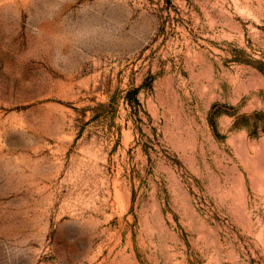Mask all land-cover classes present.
I'll use <instances>...</instances> for the list:
<instances>
[{
    "label": "rangeland",
    "instance_id": "1",
    "mask_svg": "<svg viewBox=\"0 0 264 264\" xmlns=\"http://www.w3.org/2000/svg\"><path fill=\"white\" fill-rule=\"evenodd\" d=\"M263 58L264 0H0V264H264Z\"/></svg>",
    "mask_w": 264,
    "mask_h": 264
},
{
    "label": "trees",
    "instance_id": "2",
    "mask_svg": "<svg viewBox=\"0 0 264 264\" xmlns=\"http://www.w3.org/2000/svg\"><path fill=\"white\" fill-rule=\"evenodd\" d=\"M255 67L259 69L264 74V58L260 60H256L253 62ZM216 105H214L209 113V121L212 126L215 125V118L221 114L226 112L216 111ZM234 113L230 115L235 117L234 126L236 128H247L249 130L250 135L256 136L259 134V129L264 131V112L263 111H255L251 114L243 113L239 114V109H234Z\"/></svg>",
    "mask_w": 264,
    "mask_h": 264
}]
</instances>
